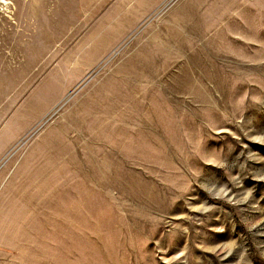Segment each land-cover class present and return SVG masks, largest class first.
<instances>
[{
    "label": "rangeland",
    "instance_id": "1",
    "mask_svg": "<svg viewBox=\"0 0 264 264\" xmlns=\"http://www.w3.org/2000/svg\"><path fill=\"white\" fill-rule=\"evenodd\" d=\"M0 264H264V0H0Z\"/></svg>",
    "mask_w": 264,
    "mask_h": 264
},
{
    "label": "bare ground",
    "instance_id": "2",
    "mask_svg": "<svg viewBox=\"0 0 264 264\" xmlns=\"http://www.w3.org/2000/svg\"><path fill=\"white\" fill-rule=\"evenodd\" d=\"M7 1V0H6Z\"/></svg>",
    "mask_w": 264,
    "mask_h": 264
}]
</instances>
